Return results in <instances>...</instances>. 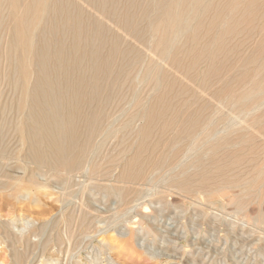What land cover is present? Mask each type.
Wrapping results in <instances>:
<instances>
[{
	"label": "rangeland",
	"instance_id": "1",
	"mask_svg": "<svg viewBox=\"0 0 264 264\" xmlns=\"http://www.w3.org/2000/svg\"><path fill=\"white\" fill-rule=\"evenodd\" d=\"M71 1H73V0H71ZM85 1L86 2H84V0H80V1L75 0V2L73 1L74 4H76V5L73 6V9L71 11L72 17L74 16L75 12L77 14L78 11H80V16H81L82 20L89 21L90 23L92 20L94 25L92 23L90 24V27H89L90 31L93 32V30H95L98 27V28H101L102 33H104L106 30H107V32H105L104 34H100V38H99V40L97 39L95 44L91 43L89 45H85L86 47L87 46L88 47L83 50L85 52L83 59L86 60V62L83 60V62L81 64V70H82L83 77H84V85L82 86L81 89L82 90H84V89L89 90L88 82H90L89 81L90 78L92 80L95 78L94 73L92 74L91 71L89 70V68H90V66H89L90 57L88 56L90 53L89 50L94 51L95 49H98L99 50L98 56H100L99 58L102 59V57L105 58L104 55H107L106 57H108L110 55V50L112 48L110 46H112L113 43L116 42L117 46L121 47L120 51L122 53V56H121L122 58L115 60V63L112 64L113 66L115 65L116 68L118 66V69H116L114 66L115 70L113 68V70L110 73V76H105L104 74L101 73L100 75L98 74L96 77L97 80L100 79V81H102V83H101L102 90H108V94L111 97V98L109 97V99H107L108 101L105 100V102H103V104H102V106H103L102 111L106 114L105 115L102 112L104 114L103 115V122H105V125L108 126V125H110V123L114 122L113 120H116L115 121L116 123H114L116 128L118 127V125L120 127L122 125V123L124 124L125 121L127 122L128 120L133 118L134 114L136 115L137 112L140 111L141 108L142 109L149 108L150 105L155 104L156 100H154V99H158V97L160 98L162 96L164 98V102L167 103V105L170 106V109L173 110L172 112H176V110H177V112H179L180 114H189L193 111L192 109H195L193 112L201 110L202 108L203 109L206 108V110H207L210 106H212L214 110L210 111L209 109H211V107L208 110L210 112H212V114H213V120L212 121L214 122V120H215V122L217 124H215V122H214L215 128H214V133L212 136L213 138L211 137V139L209 138V140H206V141H210L209 143H211V146L212 145L214 146L215 144L218 145L217 143H219V144L223 143V142L225 143L227 141L228 145L226 144L225 146H228V147L230 146L229 147L230 150L228 149V147L223 146V148L218 150V152L214 153V156L211 157V155H213V153L211 151L212 148H211V146L206 145L209 143L208 142L205 143L206 141L203 140V138L201 137V134H199L200 136L196 135L194 138L195 140L194 139L186 140V142L189 141L188 142L189 145H187L186 142H183L185 140L179 141L176 144L177 151L173 154V157L171 159H169V161L167 162L168 164L164 167V169H158V170L153 171L152 174L150 175V177L154 175L153 176L154 178L152 177V179L150 178L151 179L150 181H147L144 184L136 186L138 188H136L135 186L132 187V186L123 185V184L116 182L118 180V178H120V175L118 176V174H121V171H120L121 168H119V167H123V166H121L124 164L123 161L125 162V159L126 160L129 159V156H127L128 158L126 157L125 159L118 157V152L120 151L121 146H120L118 140L114 139V138H109V139L105 140L103 137H101V138L98 137V139L96 140V143H102L104 140L106 142H108V144L105 143L107 145L112 143L109 146H106L103 143L102 145H100V147H101L100 150L96 149L94 152V154L97 156L95 157L94 154L92 155L93 158L91 156L93 162L98 165L99 169L101 167V169L99 170L100 172L98 171L96 174H93V175L88 174L87 169L80 171L81 173L74 172L73 173L74 176L72 175V177L70 178V180L67 183V181H65L62 177H52L51 178L43 172L33 171L32 169L26 170L25 166L18 161V157L25 155L24 154L25 148L21 147L23 144H21L22 142L20 141L19 135H17L16 129H15L17 123L19 122V116L16 113L17 112L16 109L18 108L17 106H19V103H20V98H21V91L20 90H22V88L19 86V83H18L19 82L18 81L19 76H18V74H16V71H15V58L11 55V53H9L10 52L9 44L11 41V34H10L11 33V28H10L11 26L8 25L10 23V20H9L10 18H8V14H7V11L5 9V10H3V14L1 17V23H0V107H1L0 115L2 114L0 116V147L2 149L0 148V150L4 151L9 156L12 155L11 159H13L15 157L13 160H10L7 163L8 165H6V167L4 168L7 173L9 172L8 174L13 179L14 178L19 179V177H21L20 179L22 180L23 176H24V178H26L27 176H30L28 174L30 173V171H32L34 174V178H35L34 180H35L36 184L38 183L39 185L38 184L37 185H34V184L28 185L25 183L21 184V185L19 184L20 190L15 189V188H17L18 185L16 187L12 188V189L17 190V192L19 191L17 193V196H15V198L17 197L16 199L15 198L11 199V200L8 199L5 201H3V199L0 200V223L4 224V226L2 224H0L1 225V231H0V237H1L0 238V264H264V191H262V190H264V177H263L264 175H262V178L259 181V183H257L258 181H256V184L254 183L255 179H256V176H255L256 169L261 168L262 170H264V168H262V167H264V155H263L264 150H262L264 148L263 147L264 146V137H263L264 134H262V133H264V126L256 127L255 128V130L257 129L256 131L253 130L252 128L248 127V126L252 125L253 123H255L256 120H259V122L261 121L260 119L264 120V117H263L264 116V108H263L264 107V105H263L264 101L258 102L256 104L253 103V104L247 105L245 108L242 106L241 107L237 106V110H236V105L233 102H232V104L235 107H233L232 104L229 105L231 103L230 101H228V102L223 101V103H222V101L217 100V102H215V99H213L212 96L211 97L209 96V95H212V93H214L215 90H211L210 92L213 91L212 93H210L209 90H203V91H205V92H203L204 93L203 94L202 90H199L197 88L198 86H195L196 83L193 79H191L190 76H189L190 78H188V76H186L185 74H183L179 71H178L179 73L176 72L177 73L176 74L175 71H177V70L169 63L168 60L160 59V61H159V58H157L158 56L155 58L154 56L157 55L155 52L156 50L154 49L156 36L151 31H148L149 29L147 30V28H149L148 24H150V20L152 19L151 12L148 9V3L151 0H145L146 3L143 2L144 0H136L135 1L136 7H134V9L131 10V12L134 13V15L136 14L135 16L138 15V11L141 10L142 7H143V9L146 7L147 9L145 8L144 10H146V11L148 10L146 15H145V17H148L147 20L144 18L143 19L144 21L142 20L139 24V27H138V31L141 30L139 32V33H141V35L139 34L140 37L139 36L138 37L133 36L131 33H128L129 31H127L123 27V25L120 24V22H121L120 16L124 15L127 12L129 0H127V1L126 0H114V6L111 3H109L110 5L107 4V11H109V13H106V14L104 13L105 15L99 11L97 6L93 2H90L88 0H85ZM121 1H122V3H121ZM76 2H78V4ZM140 2H142V3H140ZM87 3H88V5L86 6L85 4H87ZM121 4H122V6H121ZM138 5H139V7L141 6V9L138 7ZM95 6L97 9L95 8ZM74 7L76 10H74ZM79 7H80V9H79ZM110 7L113 9L114 13H111L112 9H110ZM119 7H120V10H119ZM262 7H261V11H263V13H264V6H262ZM85 8H86V10H85ZM123 8H124V10H123ZM87 10H89V11H87ZM83 13H85L84 14L85 18L82 15ZM5 14H6V16H5ZM91 14L93 17L91 16ZM98 14L101 16H99ZM115 14H117L116 18H115ZM94 16L95 17L98 16V17L95 18ZM105 16L107 17L106 19H105ZM87 17H89V18H87ZM7 18L9 21L7 20ZM90 18H91V20H90ZM99 19H101V20H99ZM115 19H116V21H115ZM105 20H108L107 21L108 23ZM100 22H102L103 24H101ZM112 22H114V25L116 24L115 26L117 28L113 25ZM142 23L144 24V26ZM107 24H109V25H107ZM117 24L120 26V28H118L119 26ZM109 26H111V27H109ZM141 26H142V28H141ZM6 27H7V29H5ZM103 28H105V29H103ZM112 30H117V31L113 32ZM121 30H123V32ZM146 30L149 33H147ZM87 31H89V30L87 29ZM126 32H127V34H126ZM113 33H114V35L116 34L115 36L117 38L115 36H113ZM117 33H120V34H117ZM143 33H144V36H143ZM254 33H255L254 36L252 38L248 39L244 43L243 48L246 51V53H244L245 51L243 50L242 54H247V53L251 52L252 48L258 42V39H259L257 36L258 33H256L255 31H254ZM9 34H10V36H9ZM101 35H104L105 43H104V41H103L104 39ZM105 35H106V37H105ZM121 35L123 36V38ZM147 35H149V36H147ZM129 36H131L133 39L130 38ZM143 37H145V38H143ZM153 37L155 39H153ZM6 38H8V39H6ZM147 38L149 39L150 42L147 40ZM70 39H69V37H67V38H65L66 42L65 41L63 42L64 47L65 46L67 47V48L65 47L66 50H69V48L71 47L70 44H72V41ZM111 39L113 41H111ZM124 39L126 41H124ZM142 39H144L145 41L143 40V42H142ZM252 39H254V43L252 42ZM8 40H10V41L8 42ZM67 40H70V42H67ZM183 40L184 39H182V38L181 39L178 38L177 42H179L181 45ZM107 41H109L110 43L109 42L107 43ZM136 41H138V42H136ZM129 42H130V44H129ZM250 42H251V44H250ZM102 43H104V44L101 46ZM183 43H184V41H183ZM183 43H182V45H183ZM246 43H248L251 46L245 45ZM126 44H128V45H126ZM143 44H145V45L147 44V45L145 46ZM92 45H94V47L96 46L95 49ZM107 45L110 48H108ZM130 45H132V46H130ZM252 45H253V47H252ZM135 46H137V47H135ZM143 46H144V48H142ZM150 46H151V48H150ZM248 47H250V48L248 49ZM7 48L9 49L8 53L6 50ZM102 48H103V50H102ZM105 48L106 49L108 48V49L105 50ZM100 49L102 51H100ZM132 49H135V50H132ZM140 49H142L143 52ZM248 50H250V51H248ZM105 51H107L106 52L107 54L105 53ZM144 51H145V53H144ZM149 51H152V53ZM140 53H142V54H140ZM6 54H8L7 56L10 55L9 56L10 59H8L9 57H7ZM67 54H68V56L65 57V61H64V63L66 62L65 64H67L71 58V55L66 51L65 56ZM132 54H133V56L136 55L137 57H135V56L133 57ZM147 55H149V57ZM85 56L89 57V59L86 58ZM125 56L127 57V60H126ZM11 57H13V59ZM131 57L133 60H130ZM152 57H154V58H152ZM149 58L151 59V61ZM10 60H11V62H9ZM154 60H155V62H152ZM163 60L165 62H167V63L164 62L166 65L162 62ZM117 62H119V63L117 64ZM130 62H132L131 63L132 66H131V64L129 66L128 63H130ZM51 63L52 62L49 63L50 68L48 65V68L50 71L52 70V66H51L52 64ZM154 64H155V66L157 64V67H155ZM10 65H11V67H9ZM122 65L124 66V68H120V66H122ZM203 65L204 64H201L199 66V68L202 67V68H200L201 70L204 69ZM147 66L149 69L147 68ZM159 66L161 67V69H162V67L165 68V69L164 68L162 69L163 72L161 71ZM167 66L168 67L170 66V68H168ZM171 67H173L174 70H172ZM154 68L156 69V71L154 70ZM199 68H198V71H201ZM8 69H10V70L8 71ZM239 69L240 70L237 71L238 74H240V71H242V68H239ZM153 70L155 73L153 72ZM167 70H170V71H167ZM87 71H88V74H87ZM123 71L125 73H123ZM262 72H264V70ZM51 73L53 74V77H51L52 76ZM114 73H116V74H114ZM117 73H118V75H117ZM180 73L183 75H181ZM235 73L236 72H232L231 76H232V74H234V75L237 74V73L236 74ZM90 74H91V76H90ZM113 74H114V77H113ZM174 74H176V75H174ZM10 75H11V77H10ZM55 75L56 74L53 71H51L49 73V78L55 79V80L57 79L56 90H62V91L70 90L68 85H67L68 83L66 82V79H64L63 76L59 77L58 75L57 76H55ZM87 75H88V77H87ZM172 75H174V76H172ZM261 75H263V77H264V73H262ZM149 76L151 77V79ZM167 76L170 77V80H169V78H167ZM182 76H184L186 78L183 79L184 77H182ZM75 77H76L75 73L69 74L70 79L71 78L74 79ZM106 77H107V79H106ZM109 77L113 78V79L111 80ZM171 77H173V78H171ZM9 78H11V81ZM40 78H41V76H40L39 72L35 71L29 78L30 81H28V85H29L28 89L33 90L34 84L37 82L39 83L41 80ZM60 78H61V80H60ZM103 78H104V82H103ZM156 78H158V80ZM14 79H15V81H14ZM105 79H106V81H105ZM165 79H168V80H165ZM171 79H173V81ZM183 80L188 85L184 84ZM188 80H190V82ZM107 81H108V83H107ZM116 81H118V82H116ZM164 81L165 82L167 81L166 85H165ZM169 81H171L172 83ZM191 81H194V82H191ZM12 82H14V83H12ZM147 83H148V85H147ZM191 83L194 86H192ZM12 84L13 85L15 84V85L13 86ZM30 84H32V85H30ZM154 84H156V85H154ZM174 84H176V85H174ZM233 84H234V82H233ZM117 85H118V87H117ZM186 85H187V87H186ZM30 86H31V88H30ZM176 86H177V88H176ZM182 86H184V88H182ZM190 86H192V88ZM167 87L170 88V90H168L169 92L166 89ZM241 87L242 86L239 84H236V85L234 84L232 86L233 89L230 91L239 93V92H241ZM189 89H191V91L187 92ZM193 89H195L196 92H194ZM16 90H18V92ZM109 91L111 94L109 93ZM134 92H135V94H134ZM161 92H162V94H160ZM163 92H164V94H165V92L167 94L164 95ZM198 92L202 93V94L199 95ZM206 92H208V93H206ZM17 93H19L18 94L19 96L17 95ZM112 93L114 94L113 97H112ZM190 93H192L193 95L196 96V97L194 96L195 99L193 98L195 101L192 99V94L190 95ZM169 95L172 96V98ZM198 95L201 96L202 99L200 97H198ZM181 96H183V97H181ZM177 97H180V98H177ZM197 98L198 99L200 98V99L198 100ZM211 98L213 101L211 100ZM196 99H197V101H196ZM203 99H206V100H203ZM263 99H264V93H263L262 100ZM138 100H139V102H138ZM192 100L196 104L193 103ZM200 100L201 101L203 100V101L200 102ZM208 100H210V101H208ZM205 101H206L205 105L207 104L206 106H204V104H202ZM187 102H189V103H187ZM100 103H102V102L99 101V105H101ZM190 103L192 105H190ZM218 103L221 104V106L224 103H227L228 105L224 104V107L223 106L221 107L220 105H217ZM12 104H14L15 107ZM137 104H138V106H137ZM187 104L189 105V108H188ZM257 104H259V105H257ZM135 105H136V107H135ZM146 105H147V107H146ZM196 106H197V108H196ZM215 106H218V107L214 108ZM225 106H229L230 108L229 107L225 108ZM259 106H261V107H259ZM6 107H8V109ZM12 107H14L15 109H13ZM134 107H135V109H134ZM252 107H254V109H251ZM233 108H235V109H233ZM257 108L259 111L257 110ZM5 109H7V110H5ZM131 109H134V111ZM182 109H184V110H182ZM217 109H219V110H217ZM231 110H232L233 114H231ZM234 110H236L235 116H234V112H233ZM241 110H242V113H240ZM253 110H254V113L251 112ZM121 111H124V112L126 111V112L124 113ZM213 111L214 112L216 111L218 113L216 115H214L216 112L214 113ZM243 111L245 112L246 115L244 114ZM6 112H7V114H6ZM127 112L130 114H128ZM193 112H192V114H193ZM249 112H251V113H249ZM12 113H14L15 117L13 116ZM219 113L222 115H220ZM108 114H110L112 117ZM223 114L224 115L229 114L228 115L229 117L227 116L225 118V119H227L226 121L222 120L225 117V116H223ZM237 114H238L240 119L238 118ZM241 114H243V115H241ZM247 114H248V117H247ZM218 115L223 116V118L221 117L222 118L221 119ZM244 115H245V118H244ZM109 116H110V119H109ZM121 116H123V117H121ZM216 116L219 118H216ZM7 118H9V120ZM241 118H243V119H241ZM16 119H17V121H16ZM216 119L217 120L219 119L218 120L219 122ZM12 120L14 121V124L11 123ZM134 121L132 120V126H131L132 129L134 130L133 132L137 131L143 125V123L139 120H136V122H134ZM235 121H237V123H235ZM247 121H248V123H247ZM133 122H134V124H133ZM221 122L223 123L224 126L220 125V124H222ZM224 122H226V123H224ZM232 122L235 124H233ZM135 123H137V124H135ZM114 124L112 126H114ZM231 124L235 125V127L232 126ZM238 124L239 125L241 124V126H239ZM243 124H246V125H243ZM217 125L218 126L220 125V126L218 128H216ZM225 125L227 127L230 126L229 127L230 129L228 128V130H227V127ZM237 126H239L240 128ZM223 128H225L228 133L227 132H221V131L219 132L220 129L223 131L224 130ZM241 128H244L245 130L247 128V132L248 131H250V132L247 133L245 130H244L245 132H242L243 129L241 130ZM4 129L6 131H4ZM239 129H240V131H239ZM79 130L81 131V129H79ZM234 130H236L237 132L239 131L240 133L238 132L236 135V132H234ZM172 133H173V131H172ZM171 134H169V135H171ZM8 135H10V136H8ZM226 135L227 136L230 135V137H228L229 140H226V139H228L227 137H225ZM6 138H7V140H6ZM15 138H17V141L15 140ZM199 138L200 139L202 138V140H200ZM230 138H231V140H230ZM241 138H243V140L245 139L244 141L246 142V144L245 143L242 144V141L239 140ZM247 138H248V140H247ZM196 139L198 141L200 140L202 143H200V144L197 143ZM219 139H222L223 141L219 140ZM260 139H262V140H260ZM14 140H15V142H14ZM224 140H226V141H224ZM236 140H239V141L234 142ZM203 141H204V143H203ZM12 142H14V143H12ZM194 142H196V143L194 144ZM212 142H214V143H212ZM192 143H193V145H192ZM237 143H239V145ZM256 143H257V145H255ZM251 144H252V146H251ZM103 145H104V147H103ZM118 145H119V147H116ZM233 145H236V146H233ZM182 146L183 147L185 146L184 147L185 150L183 149ZM208 146H209V148L207 150ZM247 146H249V148L252 147L251 150ZM257 146H259V147H257ZM102 147H103V150H104V148H106L107 150L105 149V151H101ZM180 147H182V148H180ZM186 147H188V148H186ZM244 147H245V149H244ZM246 147L250 151H248ZM254 147H255V149H254ZM19 148H20V150H19ZM21 148H22V151H21ZM241 149H242V151L239 152ZM109 150H111V151H109ZM244 150H245V152H244ZM246 150L248 152H246ZM113 151L115 153L117 152V154H115ZM105 152H106V154H105ZM255 152H259V154L255 153ZM199 153L202 155H200ZM230 153H231V155L229 156ZM242 153H244V154L242 155ZM250 153L252 155L249 156ZM166 154H167V152L165 153V155ZM182 154H183V158H181ZM238 154H239V156L241 155L240 157L243 159V160L241 159V162L239 163V165L237 167L238 169L232 170L231 168H227L226 166L228 164L225 161H227L229 163L230 160L233 158H236L238 156ZM16 155H18V157H16ZM113 155H114V157H113ZM199 156L201 158H199ZM220 156H221V158H220ZM228 156L230 158L227 159ZM202 158H204V159H202ZM206 158H207V160H206ZM218 158H220V159H218ZM249 158H252L253 160H251ZM259 158H260V160H259ZM118 159H121V160H119L117 162ZM208 159H210V160H208ZM223 159H226V160H223ZM245 159H247V160H245ZM211 160H212V162H211ZM204 161H205V163H204ZM209 161L211 162V164L208 166ZM206 162H208V163H206ZM252 162H254V163H252ZM174 163L177 165L175 166ZM106 164H107V166H106ZM104 165H105V167H104ZM172 165H174V167ZM189 165H191V166L189 167ZM211 165H212V167H211ZM221 165H222V167H219V169H221V171L224 169L222 172L223 175L221 176V173L216 175V173H215L216 168H217V166H221ZM243 165H244V167H243ZM167 166H169V168ZM171 166H172V168H171ZM186 166H188V167H186ZM197 166L198 167L200 166V168H198ZM245 166L247 169L245 168ZM182 167H183V169H181V171H180L179 169ZM239 167L241 170L239 169ZM30 168H32V166H30ZM167 168H168V170H167ZM185 168L189 169L188 170L189 172L185 171ZM196 168H197V170H196ZM171 169H174V170L172 171ZM163 170H165V172ZM207 170H208V172H207ZM178 171H180L181 173L185 172V174H181V173L178 174L177 173ZM242 171H243V173H242ZM195 172H197V173H195ZM209 172H211L212 174ZM239 172H241V173H239ZM202 173H204V174L201 175ZM238 173H239V175H238ZM80 174H81V176H80ZM98 174H99V176H98ZM177 174H178L179 179L176 176ZM213 174L216 176H214ZM227 174H229V175H227ZM94 175H97V176H94ZM116 175L118 177H116ZM172 175H173V178H172ZM197 175H200V176H197ZM232 175H236V176L238 175L239 177H236V176L233 177ZM247 175H249V176H247ZM103 176H105V177H103ZM182 176L184 177L185 181L189 182V189L192 187V184H193V187L190 190H180L179 189L180 190L179 192L182 191L181 193H179L177 191L178 190L177 186H173V185H176V184H174L176 181L183 180ZM219 176L221 177V179L223 178V176L224 177L226 176L227 178L230 176L229 179L235 178L237 180L238 179L243 180V181L245 180L246 182H250L252 184L249 185L250 183L249 184L247 183L249 185V186H247L246 182H244V183L241 182V184H240L241 186H239L237 188L228 189L225 191V193L224 192L220 193L217 196V199L215 200V202H211L209 197L206 194L207 193L206 191L208 190V188H206L207 190H204V189L199 190L197 185L202 181V179H204V177H211V181L214 182V183H211V186L212 187H219L223 184L222 180H220ZM246 176L248 178H246ZM98 177L100 178V180L98 179L99 182L97 181ZM188 177H190V178H188ZM194 177H196V178H194ZM214 177H216V178H214ZM111 178H115L114 181L111 180ZM191 178H194V179L191 180ZM20 179L19 180L14 179L13 182L16 183L17 181H20ZM91 180L93 182H91ZM155 180H157V181H155ZM189 180L191 182H194V183H191ZM198 180H199V182H196ZM86 181H87V184L84 183ZM104 181H106V182H104ZM62 182H65V183L63 184ZM72 182H74V183H72ZM100 182L101 183L103 182V184H101ZM218 182H220V184ZM66 183L69 184V186H67V188L69 190H67V188L65 189V187L67 185ZM92 183H94V184H92ZM106 183H108V184H106ZM109 183H111V184H109ZM216 183H218V184H216ZM239 183H240V181H239ZM261 183H263V184H261ZM115 184H117V186ZM26 185L29 187H27ZM103 185H105V186H103ZM120 185H121V187H120ZM108 186L109 187L116 186V187H120V188L124 187V189H125L124 195L125 196L122 199L121 198L117 199V197H120V196H117V193L115 195L113 190H112V192H113V194H112V192L110 190L111 188H109ZM211 186H210V188H211ZM246 186H247V188H246ZM250 186L252 188H250ZM26 187L28 188V191H27ZM174 187H176V188L174 189ZM36 188H39V189H36ZM62 188H64L66 191H64V189H62ZM165 188H168V190L166 191ZM245 188H246V190H245ZM197 189H198V191H197ZM250 189H252V190H250ZM130 190H131V192H129ZM132 190H134V191L132 192ZM255 191H260V192L256 193ZM135 192L138 194L136 195ZM183 192H184V194H182ZM189 192L191 193V195ZM195 192H197V193L195 194ZM249 192L250 193L252 192V193L250 194ZM4 193H6V194H4ZM4 193H2V194L6 195L7 198L10 197L8 195V193L10 194V192H4ZM66 193H68L71 198L70 197L68 198L69 195H66ZM109 193H111V194H109ZM134 193H135V195H134ZM61 194L62 195L64 194V196H67V197H62ZM131 195H132V197H131ZM114 196H116V198ZM204 196H205V198H204ZM251 197H252V199H251ZM62 198L68 202H64L65 200H63ZM125 198H126V200L124 201ZM60 199L62 202L59 201ZM229 199H235V200L238 199L237 201L240 202V205L238 207H240L241 205H242L241 207H243V206L244 207L243 208L240 207V209H239L235 204H230ZM70 200H73V201H70ZM69 201L71 202L70 204H69ZM117 201H120L119 202L120 204ZM126 201L129 203H127ZM61 203H63V204L61 205ZM65 203L67 204V206ZM82 203H84V204H82ZM124 203H126L127 206ZM64 204H65V207H64ZM81 210H83L84 212H82ZM73 212H75L76 215ZM88 212H90V213H88ZM85 213H87V214H85ZM91 213H93V214H91ZM9 214H10V216H9ZM64 215L67 216L68 218L65 217ZM79 215L82 217H80ZM75 216H77V217H75ZM63 217H64V219H63ZM74 217L77 219H74ZM78 217L81 219L82 222L78 219ZM66 218L69 220L67 221ZM12 220H14L13 223H12ZM62 220H63V222H62ZM64 220H65V223H64ZM75 220L78 221V223ZM6 223H8V224H6ZM73 223L77 224L75 226H78V227H75L73 225ZM10 224H12L11 227H10ZM54 224H56V226H54ZM133 224H134V226H133ZM52 225L54 228L52 227V231H51ZM66 225H68V228ZM70 225H71V227L69 228ZM7 226H8V228H6ZM65 226H66V228H64ZM79 226H82V227H79ZM42 227L46 228V230L42 229ZM72 227H74L76 229V231L74 229L73 231L70 232V230L73 229ZM22 228H24V230H22ZM35 229H37V230H35ZM38 229H39V231H38ZM9 230H10V232H9ZM5 231H7V232H5ZM35 231H36L37 235H34ZM8 232L9 233L12 232L11 235L14 234L13 236L15 239H13L12 238L13 236L11 237V235L8 234ZM40 232H41V234H40ZM43 232H46V233H44V235H43ZM64 232L66 233L65 235H64ZM149 232L151 234H149ZM4 233L7 234V238H6V235ZM67 233L69 236H67ZM70 233H72L73 235ZM38 234L40 237L38 236ZM8 235L10 236V239H9ZM2 238H3V240H2ZM19 239H21V240H19ZM67 240H68V242H67ZM16 241H17V243H16ZM14 253H16V254H14ZM15 256L20 257L19 258L20 261L18 260L19 262L16 261V258L18 259V257H15Z\"/></svg>",
	"mask_w": 264,
	"mask_h": 264
},
{
	"label": "bare ground",
	"instance_id": "2",
	"mask_svg": "<svg viewBox=\"0 0 264 264\" xmlns=\"http://www.w3.org/2000/svg\"><path fill=\"white\" fill-rule=\"evenodd\" d=\"M73 1L75 2V0H73ZM73 1H71V0H0V23H1V17L3 14V10L6 9L7 14H8V18H10L9 19L10 23L8 22L9 23L8 25L11 26L10 27L11 28V33H10L11 34V41L8 40V42L10 41V44L8 43L9 48H10L9 53H11V55L15 58V71H16V74H18V76H19V80H18L19 86L22 88V90H20L21 91L20 103H19V106H17L18 108L16 109V111H17L16 113L19 116V122L17 123L15 129H16L17 135H19L20 141L22 142L21 144H23L21 147L25 148L24 149L25 155L20 156L21 155L20 154L19 155L20 157H18V155H16V157H18V161L25 166L26 170L32 169L33 171L43 172L51 178L52 177H62L68 183V181L70 180V178L72 177L74 172L81 173L80 171L87 169L88 174H90V175L96 174L101 169V167L99 169L98 165L93 162V160H92L93 156L92 155L94 154L96 149L100 150V148H101L100 145H102L103 143L106 146H109L112 144L111 143V144L107 145L108 142L105 141L106 139L114 138V139L118 140V142L121 146L120 151L118 150L119 151L118 157L125 159L127 156H129V159H127V160L125 159V162L123 161L124 164L121 165L123 167H119V168H121V170H120L121 174H118V176L120 175V178H118V180L116 182L123 184V185L136 187L138 185L146 183L147 181H150L152 179V177L154 176L153 175L150 177V175L152 174L153 171L158 170V169H164V167L168 164L167 162L169 161V159H171L173 157V154L177 151L176 144L179 141L185 140L183 142H186V140L194 139L196 135L200 136L199 134H201V137L205 141L209 140V138L211 139V137L213 136V133H214L215 124H217L215 122V120H214L215 124L212 121L213 120V114H212V112H210L211 110H214V109L212 106H210L211 109H209L210 107L208 106L209 107L208 109L210 111L208 109L206 110V108L205 109L202 108L201 110H198L195 112H193L195 109H192L193 114L191 111H190L191 113H189V114H180L179 112H177L176 109H175L176 112H172L173 110L170 109V106L164 102V98L161 96L160 98L158 97V99H154V100H156L155 104L150 105L149 108H146V109L141 108L140 111H138V112L136 111L137 114L136 115L134 114L133 118L130 119L131 121L130 120H128L129 122L125 121L126 123L125 122H124V124L122 123V125L120 127L118 125V127H119V128L117 127L118 129L116 128V126L114 124V123H116L115 122L116 120H113L114 122H112V123H110V125L106 126L105 122H103V115L105 113L102 111V107H103L102 104H103V102H105V100L109 99L110 95L108 94V90H102V86H101L102 81H100V79L97 80L96 77L98 74L100 75L101 73L104 74L105 76H110V73L115 66V65L113 66L112 64L115 63V60L122 58L121 57L122 53L120 51L121 47L117 46L116 42L113 43V45L110 46V47H112L110 50V55L108 57H106L107 55H104L105 58L102 57V59H101V58H99L100 56H98L99 50L95 49L96 46L94 47V45H92L95 50L94 51L89 50V52H90L88 55L90 57V60H89L90 68H89V70L91 71L92 74L94 73L95 78L93 80L90 78V80H89L90 82H88L89 90H86V89L82 90L81 88L84 85V77H83V73L81 70V64L84 60L83 56L85 55V52L83 50L88 47V46L86 47L85 45H89L91 43L95 44L97 39L99 40L100 34H104L105 32H107V30L105 32L102 30L104 32V33H102L101 28L97 27L95 30H93V32L90 31V29H89L90 24L91 23L93 24V22L91 20V18L93 17L92 14H91L92 17L90 18L91 23L89 21L82 20V18L80 16V11H78L77 14L74 11L76 15L74 14V16L72 17L71 11L73 9V6L76 5V4H74ZM88 1L93 2L97 6L99 11L103 14L109 13V11H107V4L110 5L109 3H111L114 6V0H88ZM135 1L136 0H129L128 1V10L124 15L120 16L121 19L120 18L119 19L121 20L120 24H122L123 27L127 31H129L128 33H131L133 36H137V37L139 36L140 37L141 33H139V32L141 30L138 31V27H139L140 22L144 18L147 20L148 17H145V15H146L148 10L147 11L144 10L146 7L144 9L142 7V9H141V6L139 7V5H138V7L141 10H139L138 15L135 16L136 14L134 15V13L131 12V10L134 9V7H136ZM84 2H86V1L84 0ZM143 2L146 3L145 0ZM76 3L78 4V2H76ZM121 3H122V1H121ZM140 3H142V2H140ZM85 5L87 6L88 3ZM96 6H95V8H96ZM121 6H122V4H121ZM262 6H264V0H151L148 3V9L151 12L152 19L150 20V24H148L149 28H147V30L149 29L148 31H151L156 36L155 44L154 43L153 44L155 45L154 49L156 50L155 52L157 55H155V56L153 55V56L155 58L158 56L157 58H159V61H160V59L168 60L169 63L177 70V71H175V73L179 71V72L185 74L186 76H188V78L191 77V79H193L196 83L195 86H198L197 88L199 90H202V93L205 92L203 90H209V92L211 90H215L214 93H212L213 91L210 92V93H212V95L208 94L210 97L212 96V98L215 99V102H217V100L222 101V103H223V101H225V102L230 101L231 103L229 105H231L233 102L236 105V110H237V106H240V107L242 106L245 108L247 105L262 102V101H264V99L262 100L263 93H264V77H263V75H261L262 73H264V72H262L264 70V13H263V11H261ZM79 9H80V7H79ZM110 9H112V8L110 7ZM74 10H76L75 7H74ZM85 10H86V8H85ZM119 10H120V7H119ZM123 10H124V8H123ZM87 11H89V10H87ZM111 13H114L113 9L111 10ZM84 14L85 13H83L82 15L84 16ZM117 14H115V18L117 16ZM5 16H6V14H5ZM99 16H101V15H99ZM106 16H105V19L107 18ZM96 17H98V16H96ZM8 18H7V20H8ZM84 18H85V16H84ZM87 18H89V17H87ZM99 20H101V19H99ZM105 21L107 22L108 20H105ZM115 21H116V19H115ZM102 22H100V23L103 24L104 22L103 23ZM114 22H112L113 25H114ZM107 25H109V24H107ZM143 26H144V24H143ZM109 27H111V26H109ZM118 28H120V26ZM141 28H142V26H141ZM5 29H7V27ZM87 29L89 31H87ZM103 29H105V28H103ZM112 31L116 32L117 30H112ZM121 31L123 32V30H121ZM148 31H147V33H149ZM254 31L256 33H258V35H257L259 38L258 42L256 43V45L254 47L252 45L253 48H252L251 52H249L247 54H242V51L244 50V48H243L244 43L248 39H250L254 36V34H255ZM10 34H9V36H10ZM117 34H120V33H117ZM126 34H127V32H126ZM115 35L113 33V36H115ZM101 36L104 39V35H101ZM143 36H144V33H143ZM147 36H149V35H147ZM67 37H69V39L71 38L70 40L72 41V44H70L71 47L70 48L68 47L69 50H66L67 47L65 46L66 47L65 48L63 45L64 44L63 42L65 41V38H67ZM105 37H106V35H105ZM129 37L132 38L131 36H129ZM145 37H143V38H145ZM122 38H123V36H122ZM178 38L184 39L183 40L184 43L182 41L183 45H182V43L180 45V43L177 42ZM6 39H8V38H6ZM153 39H155V38L153 37ZM70 40H67V42H70ZM143 40L144 39H142V42H143ZM147 40L149 41L148 38H147ZM103 41L105 43V39ZM111 41H113V40L111 39ZM124 41H126V40L124 39ZM108 42L109 41H107V43ZM136 42H138V41H136ZM252 42L254 43V39H252ZM104 43H102L101 46ZM248 43H246L245 45L248 46L249 45ZM129 44H130V42H129ZM250 44H251V42H250ZM126 45H128V44H126ZM143 45H145V44H143ZM130 46H132V45H130ZM137 46H135V47H137ZM249 46H251V45H249ZM107 47H108V45H107ZM110 47H108V48H110ZM142 48H144V46ZM150 48H151V46H150ZM249 48L250 47H248V49ZM107 49L105 48V50H107ZM6 50L8 53L9 49L7 48ZM102 50H103V48H102ZM102 50L100 49V51H102ZM132 50H135V49H132ZM140 50L142 51V49H140ZM66 51L71 55L70 61L67 64H65L66 62L64 63L65 57L68 56V54L65 56ZM145 51H144V53H145ZM248 51H250V50H248ZM106 52L107 51H105V53ZM149 52L152 53V51H149ZM244 53H246V51ZM140 54H142V53H140ZM7 55L8 54H6V56ZM9 56H7V57H9ZM132 56H133V54H132ZM134 56L137 57L136 55H134ZM147 56L149 57V55H147ZM13 57H11V58L13 59ZM85 57L89 59V57H87V56H85ZM154 57H152V58H154ZM8 59H10V57ZM126 60H127V57H126ZM130 60H133L132 57L130 58ZM84 61L86 62V60H84ZM150 61H151V59H150ZM9 62H11V60ZM50 62H52L51 63L52 64L51 65L52 66L51 71H53L56 74L55 76H57V75L59 77L63 76L64 79H66V82L68 83L67 85H68L70 90H65V91L56 90L57 79L55 80V79L49 78V73L51 72L49 70V68H50L49 63ZM132 62L128 63L129 66ZM152 62H155V60ZM162 62L164 63L165 61L163 60ZM118 63L119 62H117V64ZM165 63H167V62H165ZM201 64H204L203 70L200 69L202 67L199 68V66ZM48 65H49V68H48ZM122 66H120V68H124V66L123 67ZM131 66H132V64H131ZM154 66H155V64H154ZM9 67H11V65ZM155 67H157V64ZM173 67H171L172 70H174ZM115 68H116V66H115ZM115 68H114V70H115ZM147 68H148V66H147ZM163 68L164 67H162V69ZM168 68H170V66ZM198 68L201 71H198ZM239 68H242V71H240V74L237 73V71L240 70ZM116 69H118V66ZM160 69H161V67H160ZM162 69H161V71H162ZM9 70L10 69H8V71ZM154 70L156 71L155 68H154ZM154 70H153V72H154ZM35 71L39 72V74L41 76V78H40L41 80L39 83L38 82L35 84L33 83L34 89L29 90L28 89L29 88L28 87L29 86L28 81H30L29 78ZM124 71H123V73H125ZM167 71H170V70H167ZM232 72H236L238 75L235 73L237 76L234 74H232V76H231ZM70 73H73V74L75 73L76 77L74 79L73 78L70 79L69 78ZM87 74H88V71H87ZM114 74H116V73H114ZM114 74H113V77H114ZM176 74H174V75H176ZM183 74H181V75H183ZM51 75H52L51 77H53L52 73H51ZM117 75H118V73H117ZM174 75H172V76H174ZM90 76H91V74H90ZM10 77H11V75H10ZM87 77H88V75H87ZM182 77H184V76H182ZM167 78H169V80H170L169 76H167ZM171 78H173V77H171ZM185 78L186 77H184L183 79H185ZM9 79L11 81V78H9ZM106 79H107V77H106ZM106 79H105V81H106ZM110 79L112 80L113 78H110ZM150 79H151V77H150ZM156 79L158 80V78H156ZM60 80H61V78H60ZM165 80H168V79H165ZM171 80L173 81V79H171ZM14 81H15V79H14ZM118 81H116V82H118ZM188 81L190 82V80H188ZM194 81H191V82H194ZM103 82H104V78H103ZM166 82H165V85H166ZM169 82H171V81H169ZM183 82H184V80H183ZM233 82L235 85L239 84L242 86L241 92L236 93V92L230 91L233 89L232 88V86L234 85ZM12 83H14V82H12ZM107 83H108V81H107ZM184 84H187V83L184 82ZM30 85H32V84H30ZM147 85H148V83H147ZM154 85H156V84H154ZM174 85H176V84H174ZM187 85H186V87H187ZM191 85H192V83H191ZM177 86H176V88H177ZM192 86H194V85H192ZM192 86H190V87L192 88ZM117 87H118V85H117ZM30 88H31V86H30ZM182 88H184V86H182ZM166 89H167V91L170 90V88H168V87ZM18 90H16V91L18 92ZM193 90H194V92H196L195 89H193ZM189 91H191V89H189L187 92H189ZM166 92H165V94H167L169 91L167 93ZM109 93H110V91H109ZM202 93H199V95ZM206 93H208V92H206ZM18 94L19 93H17V95ZM134 94H135V92H134ZM160 94H162V92ZM163 94H164V92H163ZM191 94L192 93H190V95ZM113 95L114 94L112 93V97H113ZM199 95H198V97L201 98V96H199ZM172 96H170V97L172 98ZM194 96L195 95L192 94V99L194 98ZM181 97H183V96H181ZM177 98H180V97H177ZM212 98H211V100H212ZM197 99H196V101H197ZM206 99H203V100H206ZM193 100H192V102L195 103L194 102L195 100L194 101ZM99 101L102 102V103H100L101 105H99ZM202 101L200 100V102H202ZM208 101H210V100H208ZM138 102H139V100H138ZM187 103H189V102H187ZM205 103H206V101L203 102L202 104H204V106H206L207 104L205 105ZM219 103L217 105L221 106V104H219ZM224 104L228 105L227 103H224ZM224 104H222L223 107H224ZM12 105H14V104H12ZM190 105H192V104L190 103ZM257 105H259V104H257ZM137 106H138V104H137ZM232 106H233V104H232ZM14 107H15V105H14ZM14 107H12V108L15 109ZM135 107H136V105H135ZM135 107H134V109H135ZM146 107H147V105H146ZM216 107H218V106H215L214 108H216ZM228 107L229 106H225V108H228ZM233 107H235V106H233ZM259 107H261V106H259ZM6 108L8 109V107H6ZM188 108H189V105H188ZM196 108H197V106H196ZM0 109H1V107H0ZM7 109H5V110H7ZM134 109H131V110L134 111ZM233 109H235V108H233ZM251 109H254V107H252ZM182 110H184V109H182ZM217 110H219V109H217ZM232 110H231V114H233ZM236 110L233 111L234 116L236 114ZM257 110H258V108H257ZM121 112H124V111H121ZM251 112L254 113V110ZM251 112H249V113H251ZM217 113L218 112H216L214 115H216ZM240 113H242V110ZM6 114H7V112H6ZM12 114L15 117L14 113H12ZM128 114H130V113H128ZM244 114H245V112H244ZM108 115H110V114H108ZM220 115H222V114H220ZM220 115H218L220 118L221 117L223 118V116H225L224 119H222V118L221 119L223 121H226L227 119H225V118L229 114L228 115L223 114V116H220ZM241 115H243V114H241ZM245 115H244V118H245ZM110 116H109V119H110ZM237 116H238V114H237ZM121 117H123V116H121ZM219 117L216 116V118H219ZM247 117H248V114H247ZM238 118H239V116H238ZM7 119L9 120V118H7ZM135 119L141 121L143 123V125L140 128L138 127L139 129L137 131L133 132L134 130L132 129L131 126H132V120L134 121ZM241 119H243V118H241ZM13 120L11 123L14 124ZM136 120L134 122H136ZM260 120H261L260 122H259V120H256L255 123H253L252 125H250L248 127L255 130L256 127L264 126V120L263 119H260ZM16 121H17V119H16ZM134 122H133V124H134ZM224 123H226V122H224ZM235 123H237V121H235ZM235 123H233V124H235ZM247 123H248V121H247ZM113 124L115 127L112 126ZM135 124H137V123H135ZM233 124H231V125L235 127V125H233ZM246 124H243V125H246ZM220 125L224 126L223 123ZM219 126L217 125L216 128H218ZM239 126H241V124ZM239 126H237V127H239ZM229 127L230 126L227 127V130ZM79 129H81V131ZM223 129H224L223 131L220 129L219 132L220 131L221 132H227V130L225 128H223ZM241 130H242V132H245V131L247 132V128H246V130L244 128H241ZM4 131H6V130L4 129ZM168 131L169 132L171 131V132L169 133ZM172 131H173V133H172ZM239 131H240V129H239ZM167 132L169 134H171V133L172 134L169 135ZM234 132H236V135H237L238 132L236 130H234ZM249 132L250 131H248L247 133H249ZM262 134H264V133H262ZM227 135L225 137H227V138L230 137V135L229 136H227ZM8 136H10V135H8ZM98 137H100V138L103 137L105 140L103 138L102 139L105 142L103 141L102 143H96V140L98 139ZM7 138H6V140H7ZM202 138L201 139L199 138V139L202 140ZM15 140L17 141V138H15ZM15 140H14V142H15ZM219 140H222V139H219ZM226 140H229V138ZM226 140H224V141H226ZM230 140H231V138H230ZM239 140L242 141V144L243 143L246 144V142L244 141L245 139L243 140V138H241ZM239 140H236L234 142H238ZM247 140H248V138H247ZM260 140H262V139H260ZM199 141L196 139L197 143H199V144L202 143L201 141L200 142ZM14 142H12V143H14ZM188 142L189 141L186 142L187 145H189ZM196 142H194V144ZM207 142L209 143L210 141H206L205 143H207ZM105 143H107V144H105ZM203 143H204V141H203ZM212 143H214V142H212ZM227 143H228L227 141L225 143L224 142L220 143V144L217 143L218 145L215 144L216 146L215 145L211 146V143L206 144V145L211 146V148H212L211 151H212L213 155H211V157L214 156V153H217L218 150L223 148V146H225ZM237 144L239 145V143H237ZM104 145H103V147H104ZM192 145H193V143H192ZM255 145H257V143ZM209 146L207 147V150H208ZM233 146H236V145H233ZM251 146H252V144H251ZM103 147H102L101 151H105L106 148H104V150H103ZM116 147H119V145ZM182 147H180V148H182ZM184 147H183V149H184ZM188 147H186V148H188ZM225 147H228V146H225ZM229 147H228V149H229ZM247 147L249 148V146H247ZM257 147H259V146H257ZM248 148H247V150H248ZM251 148H249V149L251 150ZM242 149L239 152H241ZM244 149H245V147H244ZM254 149H255V147H254ZM19 150H20V148H19ZM247 150H246V152L250 151V150H248V151ZM262 150H264V148ZM21 151H22V148H21ZM109 151H111V150H109ZM166 152H167V154L165 155ZM244 152H245V150H244ZM231 153L229 154V156L231 155ZM255 153L259 154V152H255ZM105 154H106V152H105ZM115 154H117V152ZM243 154L244 153H242V155ZM200 155H202V154H200ZM250 155H252V154L250 153L249 156ZM11 156L12 155L9 156L4 151L0 150V200L3 199V201L8 200V199L9 200L14 199L15 196H17V193L19 192V191L17 192V190H15V189L20 190L19 186L21 184H24V183L28 184V185H31V184L37 185L38 184V183L36 184V182L34 180L35 178H34V174L32 171H30V173L28 174L30 176H27L26 178H24V176H23L22 180L20 179L21 177H19L20 181H17L16 183L13 182L14 179H16V180H19V179L18 178L13 179L8 174L9 172L7 173L4 169L6 167V165H8L7 163L10 160H13L15 158L14 157L13 159H11L12 158ZM91 156H92V158H91ZM96 156L97 155H95V157ZM181 156L180 157L183 158V154ZM229 156L227 157V159L230 158ZM240 156L238 154V156L236 158L231 159L229 163L227 161H225L228 164L226 167L231 168L232 170L238 169L237 167H238V165L242 159ZM113 157H114V155H113ZM199 158H201V157L199 156ZM220 158H221V156H220ZM220 158H218V159H220ZM202 159H204V158H202ZM249 159L253 160L252 158H249ZM119 160H121V159H118L117 162ZM206 160H207V158H206ZM208 160H210V159H208ZM223 160H226V159H223ZM245 160H247V159H245ZM259 160H260V158H259ZM211 162H212V160H211ZM211 162L209 161L208 166L211 164ZM204 163H205V161H204ZM206 163H208V162H206ZM252 163H254V162H252ZM107 164H106V166H107ZM177 164L174 163L175 166ZM174 165H172V166L174 167ZM30 166H32V168H30ZM172 166H171V168H172ZM190 166L191 165H189V167ZM104 167H105V165H104ZM167 167L169 168V166H167ZM186 167H188V166H186ZM211 167H212V165H211ZM219 167H222V165L217 166L215 173H216V175L221 173V176H222L223 175L222 172L224 169L221 171V169H219ZM243 167H244V165H243ZM168 168H167V170H168ZM198 168H200V166ZM245 168H246V166H245ZM262 168H264V167H262ZM174 169H171V170L173 171ZM181 169H183V167L180 168L179 170L181 171ZM239 169H240V167H239ZM188 170L189 169L185 168V171L189 172ZM196 170H197V168H196ZM163 171L165 172V170H163ZM180 171H178L177 173L178 174L181 173ZM197 172H195V173H197ZM207 172H208V170H207ZM209 173H211V172H209ZM239 173H241V172H239ZM239 173H238V175H239ZM242 173H243V171H242ZM255 173H256L255 174L256 179H255L254 183L256 184V181H258L257 183H259V181L262 178V175H264L263 174L264 170H262L261 168L260 169L258 168V169H256ZM99 174H98V176H99ZM178 174L176 175L177 178H178ZM181 174H185V172L181 173ZM203 174L204 173H202L201 175H203ZM216 175H214V176H216ZM227 175H229V174H227ZM238 175L237 176L232 175V176L233 177L234 176L239 177ZM249 175H247V176H249ZM80 176H81V174H80ZM94 176H97V175H94ZM118 176L116 175V177H118ZM197 176H200V175H197ZM247 176H246V178H248ZM103 177H105V176H103ZM229 177L227 178L226 176L225 177L223 176L222 179L220 177V180H222L223 184L219 187H212L211 186V183H214L211 181V177H204V179H202V181L197 186H198L199 190L200 189L207 190L206 188H208V190L206 191L207 193L206 192L205 193L207 194V196L209 197L211 202H215V200L217 199V196L220 193H223V192L225 193L226 190L231 189V188H237V187L241 186L240 185L241 182H243V183L246 182L245 180L244 181L239 180V179L237 180L235 178L229 179ZM115 178H111V180L114 181ZM172 178H173V175H172ZM188 178H190V177H188ZM194 178H196V177H194ZM194 178H191V180ZM214 178H216V177H214ZM98 179L100 180L99 177L97 178V181H98ZM182 179L183 180L176 181L174 183L176 185H173V186H177L178 190L177 189L176 190L178 192L180 190H190L193 187V184H192V187L189 189V182L185 181L184 177ZM157 180H155V181H157ZM239 181H240V183H239ZM91 182H93V181L91 180ZM104 182H106V181H104ZM196 182H199V180ZM62 183L64 184L65 182H62ZM72 183H74V182H72ZM84 183L87 184V181ZM191 183H194V182H191ZM218 183L220 184V182H218ZM218 183H216V184H218ZM247 183L249 184L250 182H246V184ZM92 184H94V183H92ZM101 184H103V182ZM106 184H108V183H106ZM109 184H111V183H109ZM248 184H247V186L251 185L252 183H250L249 185ZM261 184H263V183H261ZM115 185L117 186V184H115ZM209 185L211 186V188ZM16 186H17V188L12 189ZM67 186H69V184L66 185L65 189L67 188ZM103 186H105V185H103ZM116 186H113V187L108 186V187L111 188L110 189L111 192L113 190L115 195L117 193V196H120V197H117V199L118 198L122 199L125 196L124 195L125 189L123 186H122L123 188H120L121 185H120V187H116ZM247 186H246V188H247ZM27 187H29V186H27ZM136 188H138V187H136ZM175 188L176 187H174V189ZM246 188H245V190H246ZM250 188H252V187L250 186ZM36 189H39V188H36ZM62 189H64V188H62ZM65 189H64V191H66ZM165 189H166V191L168 190V188H165ZM198 189H197V191H198ZM67 190H69V189L67 188ZM250 190H252V189H250ZM27 191H28V188H27ZM133 191L134 190H132V192ZM262 191H264V190H262ZM4 192H10V194L8 193V195L10 197L7 198L6 195H3L2 193H4ZM129 192H131V190ZM181 192H179V193H181ZM255 192L257 193L260 191H255ZM135 193H134V195H135ZM196 193L197 192H195V194ZM4 194H6V193H4ZM109 194H111V193H109ZM112 194H113V192H112ZM137 194L138 193H136V195ZM182 194H184V192ZM66 195H69V194L66 193ZM190 195H191V193H190ZM62 197H67V196H64V194H63ZM69 197H70V195L68 196V198ZM114 197L116 198V196H114ZM131 197H132V195H131ZM204 198H205V196H204ZM251 199H252V197H251ZM63 200H65V199H63ZM125 200H126V198L124 199V201ZM229 200H230L229 201L230 204H235L237 207L240 205V202L237 201L238 199H236V200L235 199H229ZM59 201H61V199ZM70 201H73V200H70ZM70 201H69V204L71 203ZM64 202H68V201L65 200ZM117 202L119 203L120 201H117ZM127 203H129V202H127ZM62 204L63 203H61V205ZM65 204H64V207H65ZM82 204H84V203H82ZM124 204H126V203H124ZM66 206H67V204H66ZM126 206H127V204H126ZM240 207H238V208L240 209ZM243 207H241V208H243ZM81 211L84 212L83 210H81ZM73 213L75 214V212H73ZM88 213H90V212H88ZM85 214H87V213H85ZM91 214H93V213H91ZM9 216H10V214H9ZM65 217H67V216H65ZM75 217H77V216H75ZM75 217H74V219H77ZM80 217H82V216H80ZM67 218H66V220L68 221L69 219H67ZM63 219H64V217H63ZM78 219L81 221V219L79 217H78ZM13 221L14 220H12V223H13ZM62 222H63V220H62ZM76 222L78 223V221H76ZM64 223H65V220H64ZM0 224H2V223H0ZM6 224H8V223H6ZM2 225L4 226V224H2ZM11 225L12 224H10V227H11ZM71 225L69 226V228L71 227ZM73 225L75 226L77 224L73 223ZM54 226H56V224H54ZM66 226L68 228V225H66ZM66 226L64 228H66ZM82 226H79V227H82ZM133 226H134V224H133ZM52 227H53V225L51 226V231H52ZM75 227H78V226H75ZM6 228H8V226ZM72 228L73 229L70 230V232L75 229L74 227H72ZM42 229L46 230V228H44V227H42ZM22 230H24V228H22ZM35 230H37V229H35ZM0 231H1V225H0ZM38 231H39V229H38ZM75 231H76V229H75ZM5 232H7V231H5ZM9 232H10V230H9ZM9 232H8V234L11 235L12 232L11 233H9ZM46 232H43V235ZM4 234L6 235V238H7V234L6 233H4ZM40 234H41V232H40ZM65 234L66 233L64 232V235ZM70 234H72V233H70ZM149 234H151V233L149 232ZM13 235L14 234H12L11 237ZM34 235H37L36 231H35ZM38 236H39V234H38ZM67 236H69L68 233H67ZM3 238H2V240H3ZM12 238L15 239L14 236ZM9 239H10V236H9ZM19 240H21V239H19ZM67 242H68V240H67ZM16 243H17V241H16ZM14 254H16V253H14ZM15 257H18V259L16 258V261L19 262L20 257L19 256H15Z\"/></svg>",
	"mask_w": 264,
	"mask_h": 264
}]
</instances>
